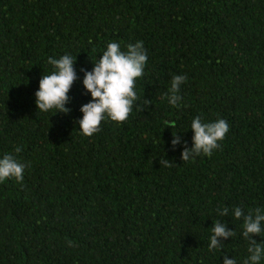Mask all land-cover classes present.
Instances as JSON below:
<instances>
[{
  "label": "trees",
  "instance_id": "obj_1",
  "mask_svg": "<svg viewBox=\"0 0 264 264\" xmlns=\"http://www.w3.org/2000/svg\"><path fill=\"white\" fill-rule=\"evenodd\" d=\"M138 41L148 61L127 121L83 135L92 97L81 69L110 42L126 51ZM65 54L78 77L70 111L41 112L48 58ZM175 75L187 77L179 108L165 97ZM196 117L229 131L211 156L185 162ZM5 154L26 167L21 183L0 182V264H244L250 241L232 210L264 213V0H0ZM217 221L234 235L210 251ZM253 239L264 248V231Z\"/></svg>",
  "mask_w": 264,
  "mask_h": 264
},
{
  "label": "clouds",
  "instance_id": "obj_2",
  "mask_svg": "<svg viewBox=\"0 0 264 264\" xmlns=\"http://www.w3.org/2000/svg\"><path fill=\"white\" fill-rule=\"evenodd\" d=\"M76 60V59H75ZM75 60L67 54L58 59L49 57L48 63L53 66L51 74L43 75L39 81V88L35 92V103L37 109L41 112H48L56 109L57 112L67 113L70 111L65 105L69 102L68 95L73 83L78 79L74 69ZM148 61L143 42L138 41L135 44H128L126 51H122L119 43L110 42L100 58L94 62L91 71L81 69L84 72L83 86L92 99L81 106L82 118L78 120L80 132L88 137L100 130L101 122L107 118L118 124L127 121L133 110L134 102L139 97L135 91L136 80L144 75V68ZM185 75H175L172 77L170 88L165 94L168 103L173 107H181L182 97L179 95L180 88L185 83ZM150 102L145 100V106ZM167 127L175 128L176 122H167ZM190 128L194 135L192 137V147L185 146L182 154V161H189L190 157L198 155L211 156L213 151L220 148L222 141L229 131V125L224 119L215 122L203 123L199 117L192 120ZM174 138L171 141L173 149L181 143V138L177 133H173ZM186 144V142H185ZM16 153L21 151L20 147L14 149ZM161 166L170 167V162L166 159L160 160ZM26 165L20 163L14 155L5 154L0 158V182L8 178H14L16 182L23 181V174ZM220 216H228L229 209H217ZM232 216L242 219V236L250 241L248 247V258L244 264H259L264 248L257 244L253 239V234H261L264 231L262 222H264V213L257 208L249 211L247 214L240 207L232 210ZM212 235L208 243L209 250L217 249L222 240L234 235L233 230L226 228L224 223L214 222L211 228ZM71 242H69L70 244ZM223 264H236L234 259L224 257Z\"/></svg>",
  "mask_w": 264,
  "mask_h": 264
}]
</instances>
